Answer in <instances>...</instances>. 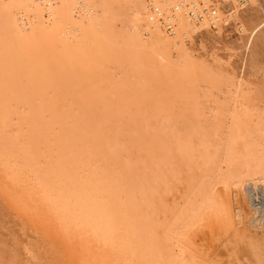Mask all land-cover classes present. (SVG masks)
Listing matches in <instances>:
<instances>
[{"label": "bare ground", "instance_id": "1", "mask_svg": "<svg viewBox=\"0 0 264 264\" xmlns=\"http://www.w3.org/2000/svg\"><path fill=\"white\" fill-rule=\"evenodd\" d=\"M245 2L0 0V193L70 264H213L207 219L264 248V119L189 47Z\"/></svg>", "mask_w": 264, "mask_h": 264}, {"label": "rangeland", "instance_id": "2", "mask_svg": "<svg viewBox=\"0 0 264 264\" xmlns=\"http://www.w3.org/2000/svg\"><path fill=\"white\" fill-rule=\"evenodd\" d=\"M255 2L253 6L245 2L244 8L238 14L239 17H235L229 25H224L220 35H217V30L209 29V33L204 31L201 35L198 34V37L195 36L189 47L193 48L191 49L194 50L198 58L210 63L209 65L220 75L232 79L235 86L240 85L243 97L250 98L248 104L254 106V111L264 119V0H255ZM262 21L263 23L260 24ZM241 24L245 26L246 31L244 32L246 33L239 30ZM258 24H260L258 32L252 39L251 45L246 47L249 32ZM200 53L202 57H200ZM234 89L232 88L233 91ZM239 197L241 199L236 206L241 210V213L245 212L243 216L246 217V215L254 213L251 206L247 205L246 199L244 201L241 195ZM247 211H249L248 214ZM245 220L248 219L245 218ZM205 221H201L200 226H196V229L199 227L197 230L193 229L192 238L195 235L196 239L193 238L192 243L195 241L193 248H203L204 251L210 246L209 248L213 251H211V255L214 253L210 259L211 263H264V248L255 252L249 246L248 241H235L233 236L227 240L225 238L227 235L224 234L211 235L207 227L209 219ZM37 231L8 207L0 193V264H70L68 257L61 252L53 239L39 231L37 233ZM247 248L251 251V255ZM210 249L208 250L210 251ZM27 250L36 256L33 259L30 258Z\"/></svg>", "mask_w": 264, "mask_h": 264}, {"label": "built area", "instance_id": "3", "mask_svg": "<svg viewBox=\"0 0 264 264\" xmlns=\"http://www.w3.org/2000/svg\"><path fill=\"white\" fill-rule=\"evenodd\" d=\"M196 11H191L190 14L195 17L198 20H202L204 14L203 11H200L196 9L195 7L193 8ZM207 13V10H205V14ZM213 26V25H212ZM169 31H171V28H168ZM260 190V188H259ZM261 191V190H260ZM256 193V192H255ZM251 195V196H249ZM247 200L249 203V206H251V210L255 212V216L257 215V221L261 223L262 226H264V194H258V191L256 193L257 199L253 197L252 192L249 193Z\"/></svg>", "mask_w": 264, "mask_h": 264}]
</instances>
